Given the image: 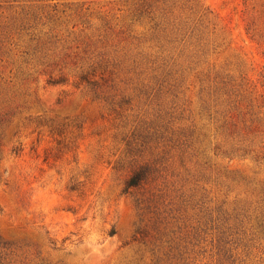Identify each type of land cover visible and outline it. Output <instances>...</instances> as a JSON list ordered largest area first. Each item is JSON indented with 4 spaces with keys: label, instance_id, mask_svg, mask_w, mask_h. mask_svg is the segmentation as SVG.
Segmentation results:
<instances>
[{
    "label": "rangeland",
    "instance_id": "374dc122",
    "mask_svg": "<svg viewBox=\"0 0 264 264\" xmlns=\"http://www.w3.org/2000/svg\"><path fill=\"white\" fill-rule=\"evenodd\" d=\"M0 239L264 264V0H0Z\"/></svg>",
    "mask_w": 264,
    "mask_h": 264
},
{
    "label": "trees",
    "instance_id": "16d2710c",
    "mask_svg": "<svg viewBox=\"0 0 264 264\" xmlns=\"http://www.w3.org/2000/svg\"><path fill=\"white\" fill-rule=\"evenodd\" d=\"M146 174H147V170L145 169L138 170L130 180L129 187L136 186L140 180L145 178ZM0 244H2L1 239H0Z\"/></svg>",
    "mask_w": 264,
    "mask_h": 264
}]
</instances>
